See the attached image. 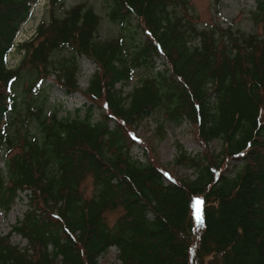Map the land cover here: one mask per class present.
Here are the masks:
<instances>
[{"label": "trees", "instance_id": "16d2710c", "mask_svg": "<svg viewBox=\"0 0 264 264\" xmlns=\"http://www.w3.org/2000/svg\"><path fill=\"white\" fill-rule=\"evenodd\" d=\"M35 1L0 0V210L29 193L23 219L0 233V264H98L112 248L120 264H264V0H252L261 31L250 35L200 29L191 0H104L107 19L125 32L107 40L93 6L65 10L67 0H49L37 39L9 70L7 54ZM81 58L97 68L84 91ZM53 74V84L86 100L83 116H60L47 97L38 100ZM155 112L194 128L204 150L179 148L173 167L187 165L195 178L178 180L149 144L145 162L133 156L142 144L135 128ZM157 129L163 139V124ZM108 213H121L112 226ZM13 234L29 248L13 245Z\"/></svg>", "mask_w": 264, "mask_h": 264}, {"label": "rangeland", "instance_id": "374dc122", "mask_svg": "<svg viewBox=\"0 0 264 264\" xmlns=\"http://www.w3.org/2000/svg\"><path fill=\"white\" fill-rule=\"evenodd\" d=\"M83 2L93 6L95 11L102 17V26L99 31L101 40L116 38L122 32L125 34L118 24L116 25L107 19L108 9L106 8L104 0H67L65 10ZM190 5H192V14L196 16V23L200 29L219 26L224 30L232 29L234 32L241 31L248 35L261 31L259 29L257 30L251 19L250 12L255 6L252 0H219L218 2L216 0H191ZM59 14L62 15L63 12L60 11ZM45 16H48L47 13ZM134 25H136L135 22ZM29 35L30 33H27L21 35V37L24 38ZM63 55L66 58L70 57V54L66 52H64ZM20 60L21 56H12L9 65L15 66ZM157 62V71L164 70V65L166 63L164 59H157ZM79 64L81 72L78 76V84L80 89L84 91L87 89L89 81L97 68L91 61L85 58H81ZM141 77V71L137 72L129 84L125 85L123 88L119 86L118 89L122 88L124 94L129 95ZM54 79L55 74L51 76L49 81H46L42 85L43 90L38 100L41 101L47 97L48 110L60 109V116H66L68 114L74 115L76 110L79 109L83 116L87 104L83 96L80 93L67 94L61 87L53 84ZM25 83L26 80L20 83L22 89L26 86ZM93 119L94 121L99 120L98 113L94 114ZM160 123L163 124V129L165 130L163 139L156 135ZM135 130L142 144L134 145L132 149L133 156L145 162L146 157H149L148 152H146L147 145L149 144L161 166L172 173L178 180L193 179L196 177L194 169L187 165H181L178 168L173 167L179 154V148L184 150L187 154L192 155H198L204 150L199 141L194 137V128L190 126L189 122L176 126L165 120L159 112H155L154 115L144 121L142 125L136 127ZM33 131H35L34 128ZM209 147L212 151L217 153L221 150L218 141L211 142ZM6 157L5 150L0 151V168L3 169V171H5ZM83 189L88 198L92 197L95 191L94 181L91 178H87L84 182ZM26 194L29 193L20 195L9 213H4L0 210V233L3 236L9 235L17 222L23 219L28 204ZM120 214L121 213H108L106 219L109 225L112 226ZM11 242L20 249L29 248L28 242L18 234L12 235ZM98 264H120L117 249L112 248L106 255L98 260Z\"/></svg>", "mask_w": 264, "mask_h": 264}]
</instances>
